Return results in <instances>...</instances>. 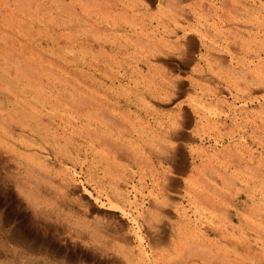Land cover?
I'll use <instances>...</instances> for the list:
<instances>
[{"label":"rangeland","instance_id":"374dc122","mask_svg":"<svg viewBox=\"0 0 264 264\" xmlns=\"http://www.w3.org/2000/svg\"><path fill=\"white\" fill-rule=\"evenodd\" d=\"M7 1L0 264L264 261V0Z\"/></svg>","mask_w":264,"mask_h":264},{"label":"bare ground","instance_id":"6f19581e","mask_svg":"<svg viewBox=\"0 0 264 264\" xmlns=\"http://www.w3.org/2000/svg\"><path fill=\"white\" fill-rule=\"evenodd\" d=\"M2 1V0H1ZM6 1V3H8L9 1H7V0H5ZM259 1V0H258ZM261 1V0H260ZM242 2V1H241ZM246 2V1H245ZM250 3V2H249ZM261 4H262V2H260ZM259 6V5H258ZM262 7V6H261ZM254 8V7H253ZM256 8H257V6H256ZM246 10V9H245ZM250 10V9H249ZM262 11V10H261ZM263 12V11H262ZM20 49V48H19ZM5 56L4 57H6L7 58V60H5V62L8 64V66H9V64H11V66H14V68L17 70V71H19L20 70V68L21 67H23V70H24V72L26 73V74H30V72L32 71V66H30L28 63H26L25 61H22V60H20V59H18V58H15V59H12V58H10V56H11V54H9V53H6V54H4ZM12 57V56H11ZM9 58V59H8ZM29 62V61H28ZM1 64V63H0ZM5 65V64H4ZM25 78V77H24ZM254 85V84H253ZM255 86V85H254ZM50 97V96H49ZM39 101V100H38ZM44 102H45V100H44ZM43 102V103H44ZM42 103V104H43ZM100 109V108H99ZM16 110V108L14 109V111ZM2 111H4V110H2ZM38 111V110H37ZM37 111H35V112H33V110H31L30 111V113L29 114H24V113H22L21 114V112H19V110H17V111H15V112H13L12 114H11V118H10V121L9 120H7V119H4V115H3V113H5V111L4 112H2L1 113V111H0V121L2 122V129H3V131L4 132H6L7 134H10V126L12 125V122H15L19 117H20V119L21 120H24L25 119V117H26V119L24 120V122L22 123V125H26V124H31L32 123V119H33V117L35 116V114H36V112ZM55 111V110H54ZM49 114V111H45L44 110V113H42L40 116L43 118V117H46L47 115ZM17 117V118H16ZM68 117V116H67ZM73 119V118H72ZM79 119H80V117H79ZM18 121H19V119H18ZM73 121H74V119H73ZM76 121H78V120H76ZM56 122V121H55ZM31 126H29V128H30ZM33 128V127H32ZM22 129H23V126H22ZM30 144V143H29ZM41 145V144H40ZM15 149V148H14ZM16 150V149H15ZM45 150V149H44ZM202 161V160H201ZM39 188V187H38ZM38 191V190H37ZM214 192V191H213ZM41 193V191L39 192V194ZM218 195V194H217ZM34 197H35V195H34ZM40 197V196H39ZM133 197H134V195H133ZM35 198H38V195L35 197ZM241 203H243V202H241ZM114 205V204H113ZM229 217H230V215H229ZM135 221V220H134ZM231 225V224H230ZM142 226V225H141ZM241 226H242V224H241ZM99 229V228H98ZM101 229V228H100ZM106 230V229H105ZM105 230H104V232L103 233H105ZM243 231H245V230H243ZM230 232V231H229ZM240 232V231H239ZM107 233V232H106ZM235 233V232H234ZM233 233V234H234ZM241 233V232H240ZM243 233V232H242ZM247 233V232H246ZM254 233V232H253ZM193 234V233H192ZM176 235V234H175ZM207 235V234H206ZM223 235V234H222ZM221 235V236H222ZM227 235V234H226ZM225 235V236H226ZM180 236V235H179ZM184 236V235H183ZM185 236H186V234H185ZM230 236V237H229ZM231 236L232 235H227V237H229V238H227V237H224L225 239H226V245H233V243H234V248H235V250H236V252L237 251H239V249L240 248H242L241 250L243 251V252H248L249 254H250V258H248V260H245L244 259V257L242 258V257H240V258H237V260L235 259V260H233L234 262H232L231 260H228V259H226V260H223V258H222V255H220V254H218V255H215V254H212V252L210 251V250H205V249H203V247L202 246H199L198 245V243H197V245H196V243L195 244H192V240L190 241L191 243H185L188 247H184V249L186 250V252H185V254H186V256H184L185 254H183L182 255V257L180 258V257H178L177 258V256H176V251L178 250L177 249V247H176V245L175 244H173V246L175 247L174 248V252H175V255H173V257H171V258H169L167 261V263H162V262H160V264H189V261L188 260H190L191 258H193V257H199V259H201L203 262H202V264H222V262H221V260L223 261V264H225V261L226 262H229V264H231V263H233V264H263L264 263V261H262V259L259 257V254L257 253V252H254V253H251V252H253V250H254V246H253V244L255 243L256 245L258 244V242L257 241H253L252 239H250V241H244V239L242 238V239H240V240H238V241H236V240H232L231 239ZM175 237V236H174ZM178 237V236H177ZM182 237V236H181ZM194 237V236H193ZM192 237V238H193ZM204 237V236H203ZM187 238V237H186ZM223 238V239H224ZM127 239V238H126ZM142 239H144V238H142ZM172 239V238H171ZM234 239V238H233ZM174 240V239H173ZM171 242H173V241H171ZM179 242V241H178ZM88 243V242H87ZM172 244V243H171ZM180 244V243H179ZM201 244V243H200ZM183 245V244H182ZM226 245H224V246H226ZM196 247H198V249L196 248ZM220 247V246H219ZM232 247V246H231ZM19 248H20V246H19ZM171 248H173V247H171ZM179 248H181L182 250H184L183 249V247H180L179 246ZM234 248H232V249H234ZM24 249V248H23ZM219 249V248H218ZM223 250V249H222ZM260 250V249H259ZM258 250V251H259ZM23 251V250H22ZM172 251V252H173ZM234 251V250H233ZM21 252V251H20ZM34 252V251H33ZM173 252V253H174ZM183 252V251H182ZM182 252H181V254H182ZM235 252V251H234ZM23 253V252H22ZM27 253H28V251H27ZM104 253V252H103ZM163 254V253H162ZM244 254V253H243ZM177 255H180V253H177ZM147 256V255H146ZM149 256V255H148ZM170 256H171V254H170ZM260 256L262 257V255L260 254ZM169 257V256H168ZM110 258V257H109ZM148 258V257H147ZM135 259L136 258H134V259H130V260H127L126 259V264H140V262L139 261H135ZM151 259V258H150ZM234 259V258H233ZM149 260V259H148ZM159 260V259H158ZM200 260V261H201ZM123 261V260H122ZM152 261V260H151ZM248 261H249V263H248ZM6 262V261H5ZM150 262V261H149ZM1 263V262H0ZM115 263H117L116 261H115ZM104 264V263H103ZM109 264V263H108ZM113 264V263H112ZM152 264V263H151ZM192 264V263H191Z\"/></svg>","mask_w":264,"mask_h":264},{"label":"crops","instance_id":"0c3cea01","mask_svg":"<svg viewBox=\"0 0 264 264\" xmlns=\"http://www.w3.org/2000/svg\"><path fill=\"white\" fill-rule=\"evenodd\" d=\"M182 184V183H181Z\"/></svg>","mask_w":264,"mask_h":264}]
</instances>
